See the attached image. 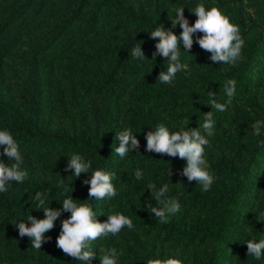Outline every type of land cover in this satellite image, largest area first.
<instances>
[{
    "label": "trees",
    "instance_id": "obj_1",
    "mask_svg": "<svg viewBox=\"0 0 264 264\" xmlns=\"http://www.w3.org/2000/svg\"><path fill=\"white\" fill-rule=\"evenodd\" d=\"M218 8L238 25L244 47L241 59L231 66L213 63L195 43L180 62L171 84L157 80L168 61L152 60L158 38L149 33L159 26L172 28L175 10L183 7L189 24L197 19L194 8ZM26 38V41L23 40ZM141 43V44H140ZM140 44L146 59H134L131 50ZM21 56L25 76L6 83L3 62ZM235 79L236 93L227 111L208 105V91L225 103L224 85ZM213 111L215 134L205 149L209 172L216 178L207 192L195 181L180 175L186 162L146 151L145 133L164 123L170 132L199 127L204 113ZM72 113L74 125L67 129L51 116ZM264 120V0H0V130L17 141L28 179L12 182L0 193V264H83L56 247L63 212L50 239L33 249L27 236L15 228L28 215L43 218L36 209V192L46 194L49 207H61L72 196L77 204L90 203L96 220L108 215L129 217L134 228L92 242L100 264L99 248L122 253L118 264H148L155 258H179L183 264H264L248 256L246 241L264 239V129L253 135L252 124ZM131 128L140 142L122 160L115 153L116 133ZM0 160L13 163L2 155ZM80 154L92 161L90 173L78 178L65 172L68 158ZM143 171L137 180L135 171ZM114 172L117 196L88 198L92 171ZM171 175H167L168 170ZM61 180L73 191L64 192ZM169 186V197L181 205L168 223H160L145 204H156L147 186ZM47 206V204H46Z\"/></svg>",
    "mask_w": 264,
    "mask_h": 264
},
{
    "label": "clouds",
    "instance_id": "obj_2",
    "mask_svg": "<svg viewBox=\"0 0 264 264\" xmlns=\"http://www.w3.org/2000/svg\"><path fill=\"white\" fill-rule=\"evenodd\" d=\"M197 19L191 25L188 19L183 14V7H178L175 10V17L171 20L172 28L178 24L181 32L179 35L174 34L171 30H166L159 26L154 31L149 33L151 38H158L155 44V51L152 53V60L159 56L163 60L168 61L166 71H160L157 80L163 84H171L176 74L187 70V66L180 62L181 59V44L184 52L188 53L194 43V34L202 33L197 36L195 43L199 45L205 52L211 53L209 59L213 63H224L231 66L242 58L241 51L244 47V40L241 37L239 26L230 22L229 18L222 14L218 8H205L203 3L198 4L194 10ZM141 44V43H140ZM140 44L132 48L131 56L134 59H146L141 50ZM235 79L228 80L224 85V93L227 100L225 103H220L216 100V94L211 90L208 91V105L211 109L217 112H225L236 93ZM186 123L179 131L170 132L169 128L160 123L146 132V151L154 152L169 157H179L186 162L182 168L180 175L187 178L188 182L195 181L201 186V190L207 192L215 182V177L209 172L208 162L205 159V149L210 147V140L215 134L216 120L213 111L204 113L203 123L196 128H188ZM253 135L260 136L264 129V120H257L252 124ZM116 138L119 140V146L115 147V153L124 159L133 149H139L140 142L134 135L131 128H126L116 133ZM264 146V142H261ZM0 146H2V155L12 161L10 165L0 160V193H6L12 182L23 183L28 179V172L23 170V157L19 151L17 141L7 130H0ZM92 161L86 159L80 154H72L68 158L65 166V172H71V175L78 178L81 173H90ZM137 180L143 178V171L139 168L135 171ZM167 175H171V170H168ZM116 179L114 172H107L102 169L92 171L90 179L82 181L88 185V198L101 200L112 199L117 196V189L113 184ZM59 187L63 188L64 192L73 191L71 184L65 186L61 180ZM153 196L157 206L151 203L145 204V207L154 213L160 223H168L170 217L176 215L181 205L174 197H169L168 184H164L157 189L154 183L147 186ZM36 209L43 212V218L37 219L35 216L28 215L27 226L25 221L20 220L16 224L19 236L21 238L27 236L31 241L33 249L40 250L42 243L48 241L50 237L45 236V233L55 227L56 221L63 212H68L70 215L61 220L60 232L56 237V247L62 252L73 258L83 262V264H91L92 260L97 259V252L91 248L92 242L99 239H104L109 235H117L123 228L129 230L134 228L132 220L123 214L108 215L107 220L99 222L96 220V212L93 210L90 203L77 204L72 196L65 198L60 208L53 209L49 207L46 200V194L36 192L34 195ZM47 204V206H46ZM264 221V212L260 214ZM247 255L259 261L264 257V239L258 242L247 240ZM100 264H118L119 256L122 254L115 248H99ZM148 264H183L179 258L171 257L161 259L155 258L148 261Z\"/></svg>",
    "mask_w": 264,
    "mask_h": 264
},
{
    "label": "rangeland",
    "instance_id": "obj_3",
    "mask_svg": "<svg viewBox=\"0 0 264 264\" xmlns=\"http://www.w3.org/2000/svg\"><path fill=\"white\" fill-rule=\"evenodd\" d=\"M9 1L10 0H3V3L9 4ZM23 40L26 41V38H23ZM25 49H27V45H23L20 48V51H18L17 54L14 55L15 58H7L4 60L2 66L6 83L12 84L15 83L17 79H19L20 81L23 80L26 72L21 67L22 64L20 55H25V53H23ZM51 118L54 121H58L67 129H71L74 125L72 113L53 112Z\"/></svg>",
    "mask_w": 264,
    "mask_h": 264
}]
</instances>
